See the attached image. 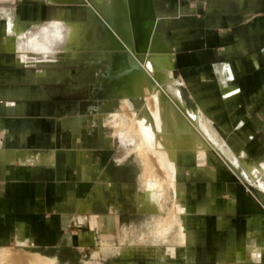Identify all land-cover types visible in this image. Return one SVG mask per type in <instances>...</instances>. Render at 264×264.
Masks as SVG:
<instances>
[{
	"label": "crops",
	"instance_id": "obj_1",
	"mask_svg": "<svg viewBox=\"0 0 264 264\" xmlns=\"http://www.w3.org/2000/svg\"><path fill=\"white\" fill-rule=\"evenodd\" d=\"M35 1L40 0H32V2ZM198 1L156 0L155 2V0H151L160 45L170 55V65L172 61L174 62V71L180 63L189 61L192 57L209 62H232L238 59L237 61L241 63V66L234 67L232 64L217 62L213 66V71L220 84L219 92L222 97L232 98L236 95L238 96L237 105L239 108L247 109L243 114L246 122L248 120L245 118L248 117L250 109L257 107L259 101L264 98V15L259 14L260 11L264 13V0H202L203 5L200 9L204 23L202 47H200L201 38H193L188 31L183 32L185 27H183L181 20L183 16L193 20L192 14L198 7ZM110 2L111 0H106L103 5L106 6ZM43 3L48 2L43 1ZM156 3L161 8L168 9V15L172 10L179 8L180 4L186 7V10L162 18V26L174 48L173 53L165 41L163 32L159 29L158 24L162 16L157 12ZM11 8V11L20 20L48 21L37 17L36 11L40 10L39 8L36 10L34 4L33 6H25L22 16L13 5ZM179 24L182 26H178ZM178 27L182 31L177 32ZM216 28L219 30H215L214 34ZM227 47L236 48V51L232 52L231 50L230 52L229 49L228 54H225L224 51ZM45 71L49 72L50 70ZM38 73L42 74L44 71H38ZM68 73L67 70L52 71L49 75L51 78L49 82L62 81L63 78L68 77ZM226 77H234V82L238 80L240 89L244 88L243 93H247V96L250 94L251 102H244L241 99V94H236L233 81L227 82ZM32 78L38 79L37 76ZM40 80L44 79L40 78ZM0 86L4 87L1 84ZM39 89L37 94L40 93L41 95L33 94L20 99L24 101L25 108L0 102V248L14 251L22 243L26 246V250L52 255L51 252L42 251L40 248L47 246L54 233V231L52 233L51 224L53 226L54 222H58L59 225V221L65 220L63 216L67 212L87 211L89 223L90 218L91 221L93 220V224H90L92 227L94 224L97 225L100 220L103 222V215L96 211L95 200L98 198L105 200L106 195L103 192L101 197L99 191L103 186L106 188L109 186V174L106 166L100 163L99 156L94 150V143L90 138V136L94 137V133L92 132L87 136L92 140L91 142L87 143L86 139L83 140L82 138V130L85 129V127L82 128V125H86L87 119L81 121L80 124H75L74 121L79 116L78 112L58 117L59 113L56 111L60 102L76 101L80 111L86 110V106L81 108L78 99L53 100L46 88L40 87ZM222 97H220L222 105H217L227 109ZM184 104L188 107L185 98ZM191 109H200L211 124L215 126L214 118L206 114L200 107ZM261 121L251 119L250 123L252 126L259 127ZM90 130L93 131V128ZM216 130L225 141V147L220 148V150L224 155V150L228 152L229 155L226 157L230 158L233 153L238 163L241 164L240 162H242L248 166L247 168L261 165H255L248 161L243 153L234 152L226 138L218 129ZM203 154L221 162L209 153L204 152ZM242 156L245 160L241 159ZM174 169V174H176V156ZM241 175L243 179L248 177L257 189L264 192L260 184L249 178L246 170L242 171ZM234 185L232 183L230 187L233 189ZM173 190L174 195H177L174 183ZM106 202L100 204L107 207V211L104 213L114 215L107 198ZM235 202L237 203L230 205V207H236L221 212L224 213L223 217L225 219L230 217L231 221H238L241 226L250 218V222L259 227V229L254 230L253 234L250 230H234L233 232L222 228L220 230L206 229L203 235H196L194 230L188 228L187 231L186 212L181 209L182 221L184 222L182 236L178 229L167 230L165 235L153 234L155 241L144 242L143 245L133 244L130 251L124 253L120 251V253L124 258L131 257L136 248L142 249L147 254L162 253L163 255L159 256L162 259L161 262L155 261L151 264H166L164 255L166 253L159 248L170 247L172 253L178 256V250L182 247L186 251L183 264H264V212L259 210L256 201L250 197L246 190L240 197H236ZM113 205L115 206V213L117 211L116 206H118L116 201ZM215 206L216 204H212L210 201H202L195 205L194 210L203 217H208V214L212 215L210 213L216 209ZM248 209H257V212H251ZM232 212H236L238 216L230 215ZM77 217L81 218V214H78ZM99 218L100 220H98ZM145 234L147 235V233ZM59 235L57 234V236ZM230 238L235 240L234 246L227 244ZM170 239L174 244L166 243ZM118 242V240L115 242V247L119 249L124 243ZM77 246L82 251L89 248L83 243ZM140 260L145 261L142 258ZM134 262L136 261L130 260L125 263Z\"/></svg>",
	"mask_w": 264,
	"mask_h": 264
},
{
	"label": "rangeland",
	"instance_id": "obj_2",
	"mask_svg": "<svg viewBox=\"0 0 264 264\" xmlns=\"http://www.w3.org/2000/svg\"><path fill=\"white\" fill-rule=\"evenodd\" d=\"M43 1L48 3H43ZM33 4L36 5V10L38 8L40 10L36 11V15L39 19H58L59 12L62 19L64 18L67 21H81L85 20L87 16L88 6L86 4H59L47 0L35 2H32V0H0V80H2L0 81V84L4 85V87L0 86V102H6L15 107L25 108L24 101L20 99L33 94L39 95L40 93L37 94V92H39V88L42 87L50 92L53 100L78 99L81 108L86 106V110L83 111H88V107L95 103L94 94L97 89L96 77L104 70V65L102 63L97 65L87 64L86 62L90 59L87 52H84V54L80 52V54L77 55L78 60L72 63L70 62L72 57L70 51L56 50L48 52L28 49L22 51H6L2 48L4 42L9 39V20L7 15L2 11H11V5H13L22 16L24 11L23 8L25 6H33ZM202 5L203 1L199 0L197 3L198 7H196V10L192 14L193 20H190V18L186 16L181 18L183 21L182 25L185 27L183 32L188 31L193 38H201L200 47H202L204 43L202 40L204 23L200 12ZM156 9L158 14L162 16L161 21L158 24L159 29L163 32L165 41L170 46L173 53L174 48L170 44V38L164 31L162 18L181 12L184 9L186 10V7L183 4H180L179 8L172 10L169 15L168 9L165 7L161 8L157 3ZM259 14L264 15L261 11ZM39 22L40 20H20V23L26 28ZM44 23L46 24V22ZM182 25L179 24L178 26L181 27ZM180 27L177 28V32L182 31V29H179ZM215 30H219V28L214 29V34ZM236 48L230 49L227 47L224 52L225 54H228L229 49L230 52L231 50L232 52H235ZM46 52L54 54L52 59H44V56L42 55H46ZM18 53L26 57L30 56V58H33L34 60H29L28 63L19 62L16 57ZM34 57H36V60ZM37 59H40V61ZM237 60L238 59L232 62H209L200 59L197 60L195 57H192L189 61L180 63L175 71L174 62L172 61L169 69L171 70L172 76L180 80L178 82V87L181 89L187 106L190 108L200 107L206 114L211 115L215 120L214 127H216V129L221 132L222 136L226 138L234 152L245 154L247 160L255 165L262 164L264 163V98L259 101L257 107L250 109L248 117L245 118L248 121L245 122L243 114L247 109L242 110L239 108L237 105L238 96L236 95L232 98L222 97L219 92L220 84L213 71V66L217 62H223L228 65L232 64L234 67H238V65L241 66V63ZM45 70L50 71L46 72ZM61 70H67V72H69L68 77L63 78L62 81L56 80L49 82L51 79L49 76L51 72ZM38 71H44V73L39 74ZM34 76H37L38 79L32 78ZM40 78H43L44 80H40ZM226 79L227 82L233 81L232 83L237 91L236 94H241V99H243L244 102H251L250 94L247 96V93H243L244 88L240 89L237 82L238 80L236 81V84L233 80L234 77H226ZM7 85L14 87H9ZM220 97L223 98L228 110L219 107L222 105ZM254 99L256 100V97H254ZM119 104L120 105L115 108V111L117 112L116 116H119L118 114L121 112L128 114L132 113L131 108L123 100H119ZM217 104H219V106ZM56 111L59 113L58 117L71 115L74 112H82L76 101L60 102L56 107ZM87 117L86 125H82V128L85 127V129L82 130V138L83 140L86 139L87 143L93 140L94 150L99 156L100 163L107 168L109 174V186L107 188L103 186L99 192L101 197L104 192L106 195L105 197L111 205V210H113L112 213L115 216L104 213V211H107V207L100 204L107 203L106 198L105 200L104 198H98L95 200V207L96 211L103 215V222L99 218L98 220L100 221L98 224H94L92 227L90 224L92 225L93 220L91 221L90 218L89 223L87 211L67 212L63 216L65 220L59 221V225L58 222L53 221L54 223L53 226L51 224V230L52 233L53 231L54 233L49 239L47 246L45 248H40L42 251L51 252L52 255L28 249L26 250V246L20 243L19 247H17L18 249L15 248L14 251L6 250L10 251L11 256L7 254L8 257L3 260V264H29L30 262L35 261L32 257H29L30 255L38 257H53L56 264H126L125 262L130 260L136 262L129 264H151L155 261L161 262L162 259H160L159 256H162V253L147 254L142 249L140 250V248H136L131 257L124 258L122 257L120 250L115 247V242H117L121 233L120 224L122 220L126 222L132 221L133 225L136 224L137 227L134 230L135 232L133 231V233H136L144 230L147 222L151 219L143 212H135L132 210V200L139 188L138 174L135 172L138 167L136 160L137 157L131 156L128 158L130 161L126 162V164L115 163L112 161L113 156L119 152L118 122L115 121L112 124H105L103 118H95L94 114L92 115L90 112L87 113ZM251 119L253 121H256L257 119L262 120V123L259 127L252 126L250 123ZM90 128H93V131H91ZM92 132L94 133V137L90 136V138H92V140H90L87 136ZM196 149L191 150L189 148L181 147L178 150L176 155V174H172L171 177L177 194H173V197L175 196L174 198L175 201H177V204L175 203V209L173 207L174 210H170L171 205L168 202V204L164 206V209L161 212L158 211V213H162L165 217L170 216L172 213L173 215H176L175 219L178 220V214H181V209H183L186 212L187 231L188 228L194 230V234L196 235H203V232L206 229L220 230L222 228L229 229L233 232L234 230H250L253 234L254 230L259 229V227H257L255 223L252 224L250 218H248L246 223L241 226L238 221H231L232 219L230 217L225 219L223 217L224 213L221 212L236 207H230V205H235V203H237L235 202L236 197H240V195L244 194L245 190L250 197L256 201L259 210L264 212V192L257 189L248 177H244L245 179L242 180L224 163L218 162L216 159L214 160L209 156L206 157L199 154L202 145L197 146ZM213 153L217 156L216 152L213 151ZM241 159H244V156H242ZM229 160L233 164L238 163L237 158L233 153ZM257 177L258 182H264V171L260 172ZM232 183L233 185L236 183L238 184L234 185L232 189L230 187ZM115 201L116 205H118V211H115L114 213L115 206L113 203ZM202 201H210L212 204H216V209L210 213L212 215L208 214V217H203L200 213L195 212V205ZM248 210L251 212H257V209ZM78 214H81V218L77 217ZM230 215L234 217L238 216L236 212H232ZM179 219H183L182 214L179 216ZM170 225L171 224H168V226ZM171 226V230H179V227L183 230L184 222L179 225L178 221H176L174 224L172 223ZM57 234L60 235L57 236ZM131 238L133 239L135 237L133 236ZM191 238L193 240V237ZM234 241L233 238H230L227 241V244L234 246ZM81 243L89 248L83 249L82 251L77 246ZM166 243L169 245L174 244L171 239ZM162 248H159V250H163V252L166 253L164 254L167 261L166 264H171L170 262H174L172 264H183V261L186 258L185 249L181 247V251L178 250L179 255L176 256L175 253H172L170 247ZM25 250L28 253H25ZM141 258L149 262L146 263L144 260H140Z\"/></svg>",
	"mask_w": 264,
	"mask_h": 264
},
{
	"label": "bare ground",
	"instance_id": "obj_3",
	"mask_svg": "<svg viewBox=\"0 0 264 264\" xmlns=\"http://www.w3.org/2000/svg\"><path fill=\"white\" fill-rule=\"evenodd\" d=\"M47 1L86 4V19L67 21L62 19L59 12L58 19L48 20L46 24L40 21L26 28L16 14L3 10L9 20V39L2 48L6 51H70L72 63L73 60H78L77 55L80 52H87L90 56L87 64L104 65V70L96 77L95 103L88 107V111L78 112L79 116L74 123L80 124L86 120L88 112L94 114L95 118H103L105 124L117 121L119 152L113 156L112 161L126 164L131 156L137 157L138 167L135 172L138 174L139 188L132 200V210L143 212L151 220L147 222L144 230L136 233H133L136 224L133 225L132 221H121L118 241L124 243L119 248L122 253L130 251L133 244L152 242L153 234L165 235L167 229L170 231L172 223L176 221L179 225L183 223L179 219L180 213L178 220L172 213L167 217L158 213L168 202L171 205L170 210L175 209L177 201L173 197L174 182L171 177L175 170L174 158L181 147L196 149L202 145L199 150L201 155L204 152L213 155L242 180L241 173L246 170L249 178L264 189V182L261 184L257 181L259 172L264 171V163L259 167L249 168L242 162L232 164L226 157L228 152L224 150L225 155L221 152L220 148L225 147V141L210 120L200 109L194 110L185 106L178 87L180 80L170 73V55L162 48L157 37L151 0H130L135 1V6L131 5V9L134 12L136 9L135 15H139H136L132 24L130 19L124 18L129 9L125 7L127 0H111L106 6L103 5L106 0ZM137 21L146 24L150 21L151 29L147 35L146 49L134 53L133 29ZM48 52L42 55L44 59H52L53 53ZM16 57L18 61L27 63L34 60L20 53ZM119 100H123L132 113L121 112L116 116L115 108L120 105ZM116 209L118 211L117 206ZM179 233L182 236L181 227ZM133 236L135 238L132 239ZM7 254L11 256L10 251L0 248V264L8 257ZM29 257L35 259L29 264H56L53 257Z\"/></svg>",
	"mask_w": 264,
	"mask_h": 264
},
{
	"label": "water",
	"instance_id": "obj_4",
	"mask_svg": "<svg viewBox=\"0 0 264 264\" xmlns=\"http://www.w3.org/2000/svg\"><path fill=\"white\" fill-rule=\"evenodd\" d=\"M150 2V0H148ZM126 6L128 9V11L126 12V15H124V18H127L128 20L130 19L131 24L132 22L135 20L136 15V9L135 12L133 11V9H131V5L135 6V1H131L127 0L126 2ZM123 4V3H122ZM123 6V5H122ZM136 8V7H134ZM139 17V15H137ZM149 15H146V17H148ZM151 17V15L149 16ZM148 17V18H149ZM151 29V23L149 21L148 24L146 23H142L137 21L134 25V29H133V37H134V42H133V46H132V51L134 53L138 52V51H143L144 49H146V41L148 39V32ZM116 32L118 33V31L116 30ZM139 37V39H138Z\"/></svg>",
	"mask_w": 264,
	"mask_h": 264
},
{
	"label": "flooded vegetation",
	"instance_id": "obj_5",
	"mask_svg": "<svg viewBox=\"0 0 264 264\" xmlns=\"http://www.w3.org/2000/svg\"><path fill=\"white\" fill-rule=\"evenodd\" d=\"M93 90H94V84H93Z\"/></svg>",
	"mask_w": 264,
	"mask_h": 264
}]
</instances>
